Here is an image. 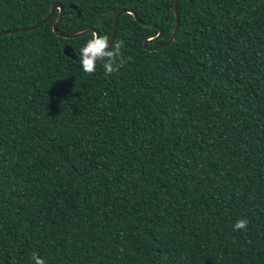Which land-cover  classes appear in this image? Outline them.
Masks as SVG:
<instances>
[{"label":"trees","instance_id":"trees-1","mask_svg":"<svg viewBox=\"0 0 264 264\" xmlns=\"http://www.w3.org/2000/svg\"><path fill=\"white\" fill-rule=\"evenodd\" d=\"M55 2L65 33L109 39L112 8L160 26L150 46L175 24L174 0H0V31ZM178 13L152 51L122 13L111 74L83 71L92 33L57 35L58 9L0 36V264H264V0Z\"/></svg>","mask_w":264,"mask_h":264},{"label":"water","instance_id":"water-1","mask_svg":"<svg viewBox=\"0 0 264 264\" xmlns=\"http://www.w3.org/2000/svg\"><path fill=\"white\" fill-rule=\"evenodd\" d=\"M178 2L179 0H174L173 2V10H174V16H175V24H174V27H173V30L171 32V35L169 37L168 40H166L165 42L163 43H160V44H157L155 46H150V43L151 42H154V41H157L158 39H160V37L162 36V28L160 26H157L155 24H150V23H146L142 20H140L136 14V12L134 10H131V9H127V8H123L119 11H116L115 9H107L105 10L103 13L102 12H99L97 14V19L99 22H103V20L107 17H110V16H114V19H113V27H112V32H111V35H110V38H109V49L112 45V42L114 40V37H115V34H116V31H117V26H118V20H119V16L122 14V13H130L133 15V17L135 18V20H137L138 22H140L141 24L143 25H146V26H149V27H152V28H155L158 32L155 36L151 37V38H147L143 41V46L146 50H149V51H152V50H156L158 48H161V47H164V46H167L169 45L170 43H172V41L174 40L175 38V35L177 33V30L179 28V25H180V20H179V13H178ZM71 8L75 9V5H70ZM55 9H58V15L53 23V26H52V30L59 36L61 37H64V38H75V37H79V36H82V35H85L87 33H93V32H96L99 34V31L97 28L95 27H90V28H86L84 30H81V31H77V32H73V33H65V32H61L59 31L58 29V25H59V22L62 18V15L64 13V7L61 3L59 2H55L51 5L50 9H49V12L47 13L46 16H44L39 22H37L36 24L32 25V26H26V27H20V28H12V29H6V30H3V31H0V36L4 35V34H7V33H11V32H17V31H26V30H29V29H35L39 26H41L42 24H44L45 22H47ZM79 14V13H78ZM63 52L75 59L76 58V55L75 53L73 52V49L70 45H65L64 48H63Z\"/></svg>","mask_w":264,"mask_h":264},{"label":"clouds","instance_id":"clouds-1","mask_svg":"<svg viewBox=\"0 0 264 264\" xmlns=\"http://www.w3.org/2000/svg\"><path fill=\"white\" fill-rule=\"evenodd\" d=\"M123 47V42H115L112 49L109 50V39L106 35H99L96 32L92 33V38L89 39L86 45L80 50L81 64L84 72L92 74L96 71L98 60L106 59L104 64L106 73L111 74L115 68L113 67L115 58L120 55V49ZM248 225L247 219H240L234 224V230H245ZM35 264H45V261L35 254L33 255Z\"/></svg>","mask_w":264,"mask_h":264}]
</instances>
